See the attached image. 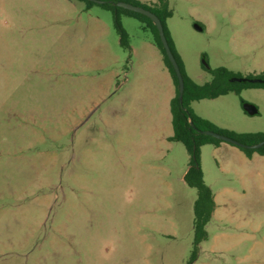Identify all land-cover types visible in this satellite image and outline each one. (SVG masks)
Returning <instances> with one entry per match:
<instances>
[{"label": "rangeland", "instance_id": "rangeland-1", "mask_svg": "<svg viewBox=\"0 0 264 264\" xmlns=\"http://www.w3.org/2000/svg\"><path fill=\"white\" fill-rule=\"evenodd\" d=\"M167 1L197 84L220 68L264 73V0ZM120 26L123 42L112 11L77 0H0V264L189 263L197 191L184 182L186 148L163 140L169 74L143 22L122 15ZM236 88L191 108L264 133V88ZM225 144L200 153L206 184L225 199L194 264H264V157Z\"/></svg>", "mask_w": 264, "mask_h": 264}, {"label": "trees", "instance_id": "trees-1", "mask_svg": "<svg viewBox=\"0 0 264 264\" xmlns=\"http://www.w3.org/2000/svg\"><path fill=\"white\" fill-rule=\"evenodd\" d=\"M77 1L84 2L86 4V8H91L98 5L106 10L112 11L115 16V21L119 31L122 34L121 42L124 41V33L120 26V18L122 15L137 18L143 22L154 35V43L160 50L163 56L164 64L170 72L176 87V95L171 101V115L174 134L171 138H169V141L183 144L186 148L190 156V168L185 176V183L190 188H193L197 191V200L194 205V244L192 256L188 263L194 264L198 260L201 244L209 240V232L207 227L211 223L216 210L214 192L212 188L206 184L203 171L200 167L201 148L206 145L220 147L223 143L220 140L205 135L204 132L212 131L236 140L242 146H234L241 150L249 159H252L254 154H259L260 156L264 157V146L258 150L246 148L248 146L257 145L264 142V133H236L221 129L209 120L199 117L192 110L191 106L194 102L201 100H214L219 97L226 96L231 92H238L239 90L236 88L238 83H232L231 79H233L235 75L223 68L214 71L210 70L213 74V79L210 83H206L204 85L197 84L187 75L183 60L176 49L175 43L166 24V21L173 16V12L170 10L167 0H160V5L157 8L142 5L136 0H100L105 2L101 5L94 3L91 0ZM119 2H127L143 7L152 11L161 19L168 43L179 64L185 81V90L182 102L180 100L178 78L176 76L175 69L163 47L158 29L148 17L117 7L116 4ZM257 78L264 80V73L256 77H250L249 79ZM243 86L250 88H264V84L260 83H245Z\"/></svg>", "mask_w": 264, "mask_h": 264}, {"label": "water", "instance_id": "water-1", "mask_svg": "<svg viewBox=\"0 0 264 264\" xmlns=\"http://www.w3.org/2000/svg\"><path fill=\"white\" fill-rule=\"evenodd\" d=\"M91 1L94 2V3H97L99 5L105 3V2L100 1V0H91ZM116 5L119 8L126 9V10H129V11L144 15V16H146V17H148L149 19L152 20V22L154 23V25L156 26V28L159 31L160 39L162 41L163 47H164V49L166 51V54H167L170 62L172 63V65H173V67L175 69L176 76L178 78V83H179L180 100L182 102V98H183V94H184V90H185V81H184L181 69L179 67V64H178V62H177V60H176V58H175V56H174V54H173V52H172V50L170 48V45L168 43V40H167V37H166V34H165V30H164V26L162 24L161 19L155 13H153L152 11L147 10V9H145L143 7H140V6L133 5L131 3L119 2ZM195 28L198 31H202L203 30V28L199 24H196ZM206 67H207V65H206ZM207 69H209V68H207ZM231 82L232 83H242V84H245V83H254V84L255 83H260V84H264V80L263 79H259V78H257V79L233 78V79H231ZM243 109L250 116H255V115H257L259 113L258 108L256 106L252 105V104H249V103H245L243 105ZM204 134L207 135V136L213 137V138H215L217 140H220L223 143H229V144H232V145H235V146H242L236 140H234V139H232L230 137H227L225 135H222V134H218V133H215V132H212V131H206V132H204ZM263 146H264V142L259 143L257 145L248 146L246 148H250V149H253V150H258V149L262 148Z\"/></svg>", "mask_w": 264, "mask_h": 264}, {"label": "crops", "instance_id": "crops-1", "mask_svg": "<svg viewBox=\"0 0 264 264\" xmlns=\"http://www.w3.org/2000/svg\"><path fill=\"white\" fill-rule=\"evenodd\" d=\"M148 52H150L154 57H156L159 53H157V52H160V50L157 48V46L155 45V43H154V40L152 41V42H149L148 43ZM157 49H158V51H157ZM178 51V50H177ZM179 53V55L181 56V58H182V60H183V63H184V66H185V69H186V72H187V75L191 78V76L189 75V72L187 71V67H186V63H185V60H184V58H183V56L181 55V53L180 52H178ZM160 54H161V52H160ZM161 57H162V60H163V56H162V54H161ZM163 63H164V61H163ZM164 66H165V64H164ZM165 68H166V66H165ZM166 70L168 71V69L166 68ZM168 74L169 75H167V73H166V71H163V78H162V83H168V89H169V112H170V125L172 126V133H170V134H166L164 137H163V140H164V142H166V143H168V144H173V143H175V142H171V141H169V138H171L172 136H173V134H174V131H173V125H172V115H171V101H172V99L175 97V95H176V87H175V84H174V81H173V78H172V76H171V74H170V72L168 71ZM192 79V78H191ZM193 80V79H192ZM194 81V80H193ZM211 81H209V82H205V83H210ZM160 83V82H159ZM223 97V96H222ZM202 118V117H201ZM203 119H205V118H203ZM207 120V119H206ZM210 121V120H209ZM211 122V121H210ZM212 123L213 124H215L217 127H219V128H221V129H225V130H228V131H232V132H235V131H233V130H231L229 127H227V126H224V125H221V124H218L217 122H215V121H212ZM236 133H239V132H236ZM212 146V145H211ZM203 147H205V146H203ZM202 147V148H203ZM215 147V146H214ZM202 148H201V150H202ZM216 148V150H218V151H220V150H223V149H228L229 147H228V145H226L225 143H222L221 144V146L220 147H215ZM241 151V150H240ZM245 155V154H244ZM255 155L256 154H254L253 155V158H255ZM259 155V154H258ZM246 156V155H245ZM247 158V157H246ZM252 158V159H253ZM249 159V158H248ZM252 159H250V160H252ZM189 168H190V166H188V170H187V172H186V174L188 173V171H189ZM186 174H185V176H186ZM185 176H184V182H185ZM214 192V191H213ZM214 196H215V201H216V210H215V212H214V215H213V217L215 218V219H219V221H221V217H222V215H223V212H222V210H221V207H222V204H223V199H225V197H224V194L223 193H221V192H219L218 194L217 193H215L214 192ZM214 218H212V219H214Z\"/></svg>", "mask_w": 264, "mask_h": 264}]
</instances>
